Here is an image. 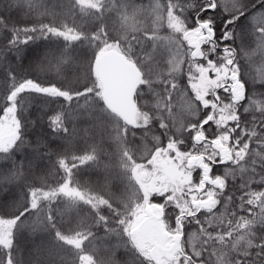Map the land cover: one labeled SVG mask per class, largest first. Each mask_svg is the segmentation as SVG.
I'll use <instances>...</instances> for the list:
<instances>
[{"label":"snow or ice","instance_id":"snow-or-ice-1","mask_svg":"<svg viewBox=\"0 0 264 264\" xmlns=\"http://www.w3.org/2000/svg\"><path fill=\"white\" fill-rule=\"evenodd\" d=\"M0 264H264V0H0Z\"/></svg>","mask_w":264,"mask_h":264},{"label":"trees","instance_id":"trees-1","mask_svg":"<svg viewBox=\"0 0 264 264\" xmlns=\"http://www.w3.org/2000/svg\"><path fill=\"white\" fill-rule=\"evenodd\" d=\"M141 2H143V3H147V0H141ZM30 48H34V46H29ZM36 52H38L39 50L38 49H36L35 50ZM33 55L35 54V52H33L32 53ZM120 193H117V195H119Z\"/></svg>","mask_w":264,"mask_h":264}]
</instances>
